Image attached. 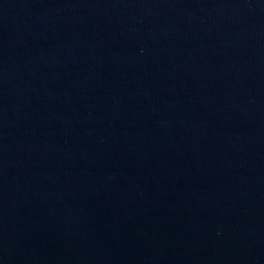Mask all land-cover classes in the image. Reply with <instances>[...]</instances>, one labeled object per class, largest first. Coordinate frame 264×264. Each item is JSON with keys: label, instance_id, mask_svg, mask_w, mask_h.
Returning <instances> with one entry per match:
<instances>
[{"label": "water", "instance_id": "water-1", "mask_svg": "<svg viewBox=\"0 0 264 264\" xmlns=\"http://www.w3.org/2000/svg\"><path fill=\"white\" fill-rule=\"evenodd\" d=\"M0 264H264V0H0Z\"/></svg>", "mask_w": 264, "mask_h": 264}]
</instances>
